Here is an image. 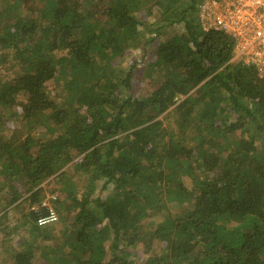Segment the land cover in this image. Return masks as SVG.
Segmentation results:
<instances>
[{
  "label": "trees",
  "instance_id": "obj_1",
  "mask_svg": "<svg viewBox=\"0 0 264 264\" xmlns=\"http://www.w3.org/2000/svg\"><path fill=\"white\" fill-rule=\"evenodd\" d=\"M202 1L22 0L0 32V67L19 69L0 78V223L28 202L31 232L8 264H264V75L231 62L230 35L202 29ZM154 12L183 30L143 40L149 92L135 96L142 62L120 63ZM51 176L66 192L59 235L36 225Z\"/></svg>",
  "mask_w": 264,
  "mask_h": 264
},
{
  "label": "rangeland",
  "instance_id": "obj_2",
  "mask_svg": "<svg viewBox=\"0 0 264 264\" xmlns=\"http://www.w3.org/2000/svg\"><path fill=\"white\" fill-rule=\"evenodd\" d=\"M186 1L187 0H184L183 2L184 4L182 6L186 5ZM49 4H50V0H35L36 8H41L43 5H49ZM26 12H27V9L24 8V5L22 4V0H0V32L4 31L5 25L11 22L12 23L15 22L20 15H24ZM140 15L141 13H139V16ZM143 17H145V14L140 16V18H143ZM159 17L160 16L157 12L156 13L154 12L146 17L147 23L151 25L152 30L147 31L146 33L142 34V36L137 41V43H134L127 49L126 56L121 60V63H120V65L123 68L128 69L134 60L137 59L139 65L141 64L140 62H142V65L137 67L134 71L135 80L133 81V91H134L135 96H145L149 92V86L147 83L148 78L146 79L144 77V70H145L144 63L146 61L148 62L149 59L146 58V54L143 51V46H142L143 40L146 39V37L150 38L149 39L150 42H152V38H155L156 40H163L167 36H170L178 32H182L183 30L182 22L176 23V24L175 23L170 24L166 28L162 27L161 25L163 24V21L160 20ZM156 28L160 29V34H159L158 29ZM143 54H145L143 56L144 58H142ZM235 62L236 61H233L232 63H235ZM18 72H19L18 68L7 70V69L0 67V78L9 80L15 77V75H17ZM57 90H60V87L57 88ZM60 95L62 96V98L66 96L63 93H61ZM182 98H184V96H182L181 99ZM59 101H60V98H59ZM11 111H12L11 116H12L14 123L16 125L19 124L20 123V117H19L20 113H17L14 109ZM15 112H16V115H15ZM47 136H48L47 133L43 135L44 138H46ZM54 176L47 178L42 183V186L46 188L45 197L43 200H48L53 207H55L54 205L55 203L64 204V202H66L65 200L66 192H63L61 189H59L61 185L56 180H54L55 179L53 178ZM86 178L87 177L85 176L79 178L81 185L76 183L78 185L77 186L78 189L79 188L83 189V185L87 183ZM100 185L101 184H98V187L95 190L96 195L99 194L98 189H100L101 187ZM7 190H8V187H5V185H2V186L0 185V201L2 199L1 206H3V202L5 201V198L8 197V196H5ZM115 191H116L115 185L111 182L108 184L107 188L103 192H101V196L103 197L104 200L109 199L110 196H114L116 194ZM80 194H81V191L79 195ZM19 201L20 200H18L17 202ZM167 202L171 206V209L175 210L177 208L175 196L169 195ZM27 206H28V202L22 201L21 203L18 204L16 208H14V205H12L8 207L6 210H2L1 212V214L4 213L5 211L7 212V219L6 220L2 219V221H5V222H3L2 224L0 223V264H8L9 254L7 250L10 249V246L18 244V241L23 236L30 235L29 233L31 232V230H29V227L27 225L20 224V220L18 219L20 218V216L26 213V211L28 210ZM34 207L36 208L37 205H35ZM160 219L162 218L160 217L157 218L156 216L152 218V221L156 222ZM54 224H55V231H54L55 234L56 235L61 234V231L63 230V225L60 222H56ZM14 226H16L17 228L15 231H12L11 228H13ZM34 240H36L35 242H37L39 246L41 245L46 246L47 244H50V246L52 245V241L51 242L45 241L41 237H36V239L34 238ZM128 251L131 252L132 248L130 249L128 247ZM111 255H112V252L111 250L108 249L106 251L105 259L108 260ZM37 256H38L37 257V262H38V259L40 257L39 255Z\"/></svg>",
  "mask_w": 264,
  "mask_h": 264
},
{
  "label": "built area",
  "instance_id": "obj_3",
  "mask_svg": "<svg viewBox=\"0 0 264 264\" xmlns=\"http://www.w3.org/2000/svg\"><path fill=\"white\" fill-rule=\"evenodd\" d=\"M198 16L204 31H223L233 38L231 62L253 67L259 76L264 75V0H203ZM39 207L46 212L38 215L37 226L58 221V213L48 200Z\"/></svg>",
  "mask_w": 264,
  "mask_h": 264
}]
</instances>
